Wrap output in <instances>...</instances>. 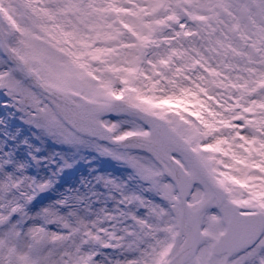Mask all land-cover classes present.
I'll return each mask as SVG.
<instances>
[{
  "label": "snow or ice",
  "instance_id": "6c2138e0",
  "mask_svg": "<svg viewBox=\"0 0 264 264\" xmlns=\"http://www.w3.org/2000/svg\"><path fill=\"white\" fill-rule=\"evenodd\" d=\"M0 264H264V0H0Z\"/></svg>",
  "mask_w": 264,
  "mask_h": 264
}]
</instances>
